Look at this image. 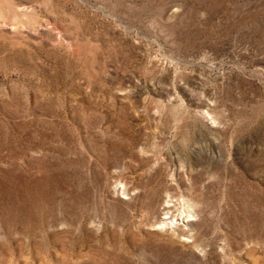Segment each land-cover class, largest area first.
Instances as JSON below:
<instances>
[{
	"label": "rangeland",
	"instance_id": "obj_1",
	"mask_svg": "<svg viewBox=\"0 0 264 264\" xmlns=\"http://www.w3.org/2000/svg\"><path fill=\"white\" fill-rule=\"evenodd\" d=\"M0 264H264V0H0Z\"/></svg>",
	"mask_w": 264,
	"mask_h": 264
},
{
	"label": "bare ground",
	"instance_id": "obj_2",
	"mask_svg": "<svg viewBox=\"0 0 264 264\" xmlns=\"http://www.w3.org/2000/svg\"><path fill=\"white\" fill-rule=\"evenodd\" d=\"M188 220H190V219H188Z\"/></svg>",
	"mask_w": 264,
	"mask_h": 264
}]
</instances>
